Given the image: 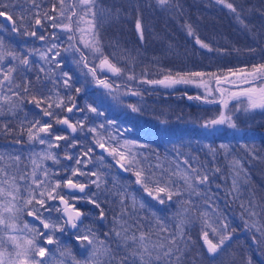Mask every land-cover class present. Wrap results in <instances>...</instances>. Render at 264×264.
Instances as JSON below:
<instances>
[{
  "label": "trees",
  "instance_id": "obj_1",
  "mask_svg": "<svg viewBox=\"0 0 264 264\" xmlns=\"http://www.w3.org/2000/svg\"><path fill=\"white\" fill-rule=\"evenodd\" d=\"M101 1L102 4L107 3L104 0ZM37 2L41 4L43 10L51 9L55 0H37ZM228 2L244 6L245 12L242 15L244 24L237 21L235 15L226 7ZM3 3L8 5L5 11L15 13L25 9L32 11L30 4L25 0H3ZM132 4L124 3L115 8L107 3L106 6L108 5L112 11L119 9V15L105 14L97 21L98 38L103 54L108 56L112 63L124 69V73L115 75L107 69L98 70L94 79L88 69L98 66L102 57L92 52L93 55L87 59L86 51L81 50L88 61V66L85 67L82 64L91 79L88 78L85 85L80 87L78 107L86 109L84 105L92 102L89 94L90 92L92 94L93 86L98 84L96 81L99 79L122 90L141 86L146 90L154 88L152 90L170 91V94H165L166 96L169 94L170 99L158 97L159 102L170 103V117L160 112L156 122L147 120L138 122L132 112H128L125 118L121 112L115 114L102 112L103 115L99 117L89 111L80 112L77 121L84 120L85 128L83 131L78 130L76 136L72 134L75 140L72 136L70 137L76 142L75 151L70 153L66 150L74 158L66 160L63 156L66 151L60 150L63 152L59 157L60 163L53 164L51 160H46L45 165L51 172L56 173L54 179H68L71 176V170L76 167L88 173V175H78L73 178L75 182L88 184L85 193H70L66 199L80 210L89 212L90 215H83L80 226L78 225L76 230L64 229L63 232L55 233V238L59 242L47 246L51 253L46 257L47 264H60L61 259L63 264H75V261L85 264V261L89 260L91 249L86 250L82 247L76 236L85 234L88 229L95 233L96 242H104L103 245L100 244L101 252L97 254V260L106 261L107 257L102 255L103 248L111 245L115 249L120 241L115 237L114 230H119L121 224L129 230V235L133 232L138 234L144 228H151V240L160 242L169 233L176 232L181 220L187 221L183 226L184 241L180 242V247L184 249L182 264H264V235H262L264 233V113L258 114L257 117L253 115L248 120H241L236 115L235 123L237 124L239 119V125L254 132L251 135L237 137L224 135L218 139L201 134L197 129L179 130L181 132L170 135L171 124L192 121L199 125L202 121L214 117L219 109L216 104L206 100L216 97V93L213 87H208L204 95L203 91L200 92V88L197 89L193 84H177L170 87V90H164L167 88L163 85L153 84L158 86L155 88L149 87L150 85L144 82L159 80L169 74L177 79L181 77L187 79L189 74L195 72L212 73L219 77L264 64V15H261V12H264V0H226L225 4L217 3L216 0H185L184 12L179 15L174 14L173 19L169 17L164 19L162 16L165 15H160L157 10L150 16H145L143 5L136 3L132 7ZM143 4L145 5V2ZM168 13L170 16V12ZM137 18L142 23V39L140 32L136 29ZM104 20L105 24L102 23ZM46 24L50 28L47 41L31 36L25 38L23 35L12 38L8 28L1 31L0 36L4 37L6 45L11 49L26 53L27 49L31 48L45 50L51 43L61 46L58 29H52L47 22ZM187 25H191L194 34H189ZM82 26L86 25H79V27ZM110 28L111 32L108 30ZM29 30H35L37 36L43 35L40 27L34 26V21L29 26ZM53 31L56 32L58 39L51 37ZM77 33L80 34V32ZM87 39H90V36H87ZM197 39L207 44L208 48H203L197 43ZM103 44H106L107 51L105 47L103 48ZM23 45L26 49H23ZM30 59L37 66L43 63L35 53L30 56ZM57 59L64 58L59 56ZM53 67L55 68L54 65ZM64 72L69 71L64 69ZM36 74V72L29 73V79L34 80ZM40 75L44 76L43 73ZM129 75H133L135 79L129 80ZM47 89L55 91L53 85H47ZM49 94L48 91L45 92V95ZM189 97H200V99H189ZM55 98L56 96L52 95V100ZM24 109L29 114L30 120L42 114L33 104L26 103ZM23 115L24 113L21 112L20 116ZM85 116H87L86 120ZM4 119L5 117H0V120ZM152 123L162 125L164 130L158 129L159 127L151 129ZM101 124L104 128L98 127ZM91 127H97V132L88 131ZM19 129L16 127L15 130ZM21 135L19 136L23 137ZM19 136L15 134L14 140L16 141ZM25 139H28V136ZM97 140L105 144L104 149L98 146ZM125 141H140L141 144L128 145V147L131 148L132 153L136 154V159L140 161L139 167L145 170L146 175L155 174L159 177L163 173L165 179L170 178L178 183L183 194L180 197L174 196L172 201H168L166 194L161 193L160 197L165 200V203L161 204L154 197L149 196L142 185L136 183L134 173L139 170L137 166L133 165L130 171L122 172L115 165L119 156L114 157L110 149L116 147L118 151H125ZM21 142L24 140H20L19 144L15 143V146L21 145ZM29 144L33 149L39 147L36 143ZM221 145L225 147L222 148ZM89 148L92 152L88 163L77 165L76 159H84L82 153ZM16 154L17 151L14 150L13 155ZM125 154L128 155V152ZM259 156L261 160L258 159ZM184 160H188L193 168H198L203 174L209 176L208 184L200 189L203 195L189 197L185 190L186 185L181 176L188 171V165L183 163ZM237 161L240 164L235 170L238 174L233 172L234 169L231 167ZM157 165L161 167H156ZM27 166V170L30 171L28 164ZM92 172H96L101 178L102 183L99 189L96 185L89 183L90 180L96 179L90 175ZM174 173L179 174L173 175ZM234 180L237 184L236 189L233 187ZM161 186L164 185L161 184ZM150 187L155 186L150 185ZM92 193H97L96 199L100 208L88 200L87 197H90ZM133 196L136 199L135 211L131 207ZM189 199L192 205L185 203ZM141 202L145 205L143 209L139 207ZM56 206L55 200L47 202L46 205L51 211L52 220L62 221ZM124 207L128 208V213L122 215ZM101 210L104 212L103 218L100 216ZM252 212L256 215H251ZM204 213H207V216H204ZM24 214L22 213L17 221L19 227L26 218ZM48 214L44 212L43 215L47 217ZM157 217L163 221L168 232H163L156 226ZM29 221L33 222L32 219ZM224 225H227L226 231ZM214 228L215 233L212 231ZM204 232L208 233L213 243H218L224 235L230 234V239L226 240L215 254H211L205 247ZM66 249L71 252V255L61 258L59 253ZM90 264H97V261H90Z\"/></svg>",
  "mask_w": 264,
  "mask_h": 264
},
{
  "label": "snow or ice",
  "instance_id": "obj_2",
  "mask_svg": "<svg viewBox=\"0 0 264 264\" xmlns=\"http://www.w3.org/2000/svg\"><path fill=\"white\" fill-rule=\"evenodd\" d=\"M26 3L30 4L32 11L27 9L22 10L20 13L11 11H5L8 8L7 4L0 0V17H4V21H0V31H4L10 27L12 33L20 34L24 36L36 37L41 41H47L48 35H39L35 30H29V26L34 21V26L43 28L45 22H47L52 29H61L70 33L68 36L69 47L65 48L64 51H74L80 53L81 59L77 63H83L85 67L88 66V61L84 56V53L79 47H75L72 41L75 39L74 33L80 32V42L84 48L91 49L94 53H98L102 59L96 67H89V72L96 78L97 71H103L107 69L109 72L115 75H122L124 69L118 67L112 63L108 56H105L100 47L97 31V21L102 19L105 14L112 15L111 9H101L99 0H55L52 4L51 9H41V4L37 0H25ZM156 4L161 9H168L170 7H179L178 4L173 5L172 0H155ZM217 3L225 4L226 0H216ZM226 7L233 13L241 24L245 21L242 19V15L245 12L243 5H236L233 2L226 3ZM120 10L116 9L115 14L118 16ZM51 13V14H50ZM264 15V12H261ZM14 16L16 17L14 19ZM76 24L77 27H73ZM84 24L87 27H79ZM247 26V25H245ZM189 34L192 35L193 29L191 25H187ZM136 29L140 32L141 39L143 38L142 23L139 18L136 20ZM90 36V39H84V36ZM53 39H58L56 32L51 33ZM197 43L201 44L203 48H208L207 44H204L199 39ZM60 47L57 43H51L45 50L40 49H27V53L24 51H16L11 49L10 46L6 45L3 36H0V117H5L4 120H0V134H13L15 129L12 127L10 121L6 118L11 117L16 120L19 124L21 133L25 130L27 132L28 141L30 143L38 142L41 145L47 147L40 153H29L27 159L31 163V171L27 170V164L23 169L20 168L22 163L21 155L8 154L7 159L11 163H2L5 160V155L0 153V264H5V257H9L8 264H47L45 259L50 256L48 245L58 244V239L55 238L57 231L63 232L65 225H70L71 228L76 229L78 227L77 221L80 220L83 213L76 209L68 200L64 198L60 192L63 189H77L80 193H85V189L88 185L84 183L74 182L75 177L85 176L88 173L81 171L80 167H76L71 170V176L66 180L54 179L56 173L51 172L47 166L43 164L46 160H51L53 164H59L60 158L54 148H59V141H68L69 136L57 135L54 138L51 136L53 124L49 122H43V117H48L54 120L56 124L65 125L72 133H76L78 130L83 131L85 128V121L80 120L76 123H72L68 115H64L63 118L55 111L60 109L66 113H73L74 110L77 112L84 113L90 111L96 113L97 117L103 115L99 112L97 107L87 105L86 109H80L76 104L72 96L67 98L61 97L59 92L52 93L51 90L47 89V82L51 81L55 86H58L61 82L63 87L71 91L72 85L70 83L71 76L67 72L57 73L56 69H59L62 60L57 59L60 56V52L57 50ZM37 54L40 60L43 62L40 65H36L30 59L32 54ZM47 65V67H45ZM55 66V68L53 67ZM38 69V70H37ZM231 72V70H229ZM36 72L34 80L29 79V73ZM40 73H43L42 77ZM231 74L239 79L244 84H250L255 82L257 79H264V64L254 65L252 71H246L240 69ZM179 75V74H177ZM191 76H203V73H191ZM129 80L135 79L133 75L128 76ZM227 79V78H225ZM98 84L111 89L112 85L104 80L97 79ZM148 84H158L164 87H172L177 84H190L194 83L191 79L186 78H175L172 75H165L160 80H145ZM235 83V81H231ZM219 83V78H217ZM48 91L50 94L45 95ZM75 91L79 93L80 88H76ZM223 94V90H221ZM138 94V93H134ZM52 95L57 97V100H52ZM244 96L248 100V108L245 111L254 108L264 109V87L256 89L254 87L243 88L239 92L232 93V97ZM30 97V99H28ZM189 99H200V97H189ZM33 104L42 113V116H34L31 120L29 114L25 111V104ZM221 103L227 107V100L222 99ZM70 105V106H68ZM133 111H138L133 107ZM24 115L21 117L20 113ZM87 116H85V120ZM111 123V122H108ZM220 124H229L235 127L232 120V116L221 113L217 119L207 121L204 127H210ZM99 128H104V125H98ZM130 130V129H129ZM88 131L96 133L97 127H91ZM46 134L41 136L40 134ZM15 143L19 144L20 140L17 139ZM75 141L73 140L69 147H75ZM96 143L101 149L105 148V144L100 140ZM125 151H118L116 147L110 149L111 154L119 156L116 161L119 166L125 171H130L132 166L135 165L139 170L135 171L136 183L143 186L144 191L154 197L159 203H165V200L160 197L161 193H165L168 201H172L173 197H180L183 193L178 183L172 179H165L163 173L159 177L155 174L146 175L145 170L140 168V161L136 159V154L131 152V148L128 145L135 146V141H125ZM222 148L225 146L221 145ZM92 149L89 148L87 151L82 153L84 159L77 158V165H86ZM128 152V155L125 154ZM65 156L68 160H72L74 157L69 155L67 152ZM103 159V157H101ZM185 165H188V171L185 172L181 179L186 185V191L189 197L195 195H203L200 189L202 186H206L209 181V176L203 174L200 169L193 168L188 160H184ZM239 164V161L236 162ZM156 167H161L157 165ZM66 171H68L66 169ZM219 171V169H216ZM174 173L173 175H178ZM96 177L94 180H90V184L96 185L99 189L101 187V178L96 172L90 174ZM163 184L164 186H161ZM154 185L155 187H150ZM234 189L237 188L236 181H233ZM97 193H92L88 200L100 208V204L96 199ZM83 198V197H79ZM77 199V197H74ZM59 200L63 207V223H57L52 220L51 211L46 207L47 202ZM185 203L192 205L191 199ZM121 204H124L122 198ZM132 210L136 209V199L132 197ZM139 207L143 209L144 203L141 202ZM56 211H61L56 209ZM187 211V210H185ZM44 212H48V216L44 217ZM22 213H27L28 216H32L39 224L42 225V229L48 230L47 232L42 231L40 227H32L27 222L24 223L23 227H19L17 221L20 219ZM128 213V208L124 207L123 214ZM155 215V214H153ZM207 216V213L203 214ZM251 215H256L252 212ZM101 218L104 217V212H100ZM156 226L163 232H168V228L164 226L163 221L157 217ZM187 223L186 220H181L180 224L177 225L176 232L169 233L165 239L160 242L151 240V228H144L138 234L133 232L129 235V230L121 224L119 230H114L115 237L120 241L116 244L115 249L111 245L103 248L102 255L107 257V260H97V254L101 252V249L96 246L95 233L90 229L86 230L85 234L76 236L77 241L80 242L81 246L86 250L91 249L90 257L85 264H90V261H97V264H182V257L184 249L180 247V242L184 241L183 226ZM247 226V225H246ZM225 231L227 225L223 226ZM214 233L216 229L212 230ZM18 233H31L32 238H28V235L20 236ZM108 235V234H106ZM264 235V233H262ZM230 239L229 235H224L220 238L218 243H213L208 236L207 232L203 233V240L207 244V251L211 254H215L218 249L224 245L226 240ZM23 240V243H21ZM43 241V246H41ZM86 242V243H85ZM104 244L103 241L100 242ZM15 249V256L11 257L8 253V246ZM186 246V242H185ZM122 253V254H121ZM60 257L63 258L66 255L70 256L71 252L65 250L59 253ZM75 260V258H73ZM60 264H63L61 259ZM75 264H79L75 261Z\"/></svg>",
  "mask_w": 264,
  "mask_h": 264
},
{
  "label": "rangeland",
  "instance_id": "obj_3",
  "mask_svg": "<svg viewBox=\"0 0 264 264\" xmlns=\"http://www.w3.org/2000/svg\"><path fill=\"white\" fill-rule=\"evenodd\" d=\"M104 1H106L108 4H112L113 6H115V8H117L120 4H124V3L125 4L134 3V4H132V7L135 6L136 3H140L144 7V15L145 16H150V14L152 12L157 10L158 13L160 12V15H165V16H162L164 19H166L168 17L170 19H173V15L174 14H176V15L178 14L179 15V14L183 13L184 12V2H185V0H172L173 5H176V4L179 5L178 8L173 6V7H170L168 9H161L156 4L155 0H144L143 2H145V5L143 4L142 0H136V1H134V0H104ZM106 4H102V1L99 0V5H100L101 9H111V8H108V5L106 6ZM115 12H116V9H114L112 11L113 14ZM168 12H170V16H169ZM172 12H173V14H172ZM109 16H111V15H109ZM0 20L4 21L1 18H0ZM106 22H107V19H106ZM106 22L104 20L102 23L105 24ZM86 27L87 26H84L83 28H86ZM8 29L10 31V35H11L12 38H16V37H19V36L23 35L22 33H20V34L12 33L10 27ZM108 30H110V32L112 31L111 28L108 29ZM75 33H76V34H74V36H75V39H74L75 47H79L81 50L86 51L87 59H89V56L93 55V53H92L93 51L91 49L84 48V46L80 42V38H79L81 33L80 34L77 33V32H75ZM66 34H67V32H66ZM87 36L88 35H85L84 39H87ZM68 47H69V40H67V46L65 48H68ZM104 47H105V51H107L106 44H103V48ZM23 49H26L25 45H23ZM23 49L20 48V50H23ZM65 52L67 53V55H66L67 58L64 59V61L61 64V66L67 64V65H70V66L72 65V66L75 67L74 68V72L76 74L75 80L78 81L77 87L80 88L81 85L82 86L85 85V83L87 82V79L90 78L91 76L87 72V70L84 68L82 63H79V64L77 63V61H79L81 59L80 53H76V52L74 53L73 52V54L71 55L69 51H65ZM116 60H118V58ZM252 70H253V67L249 68L246 71L250 72ZM195 73H203L204 75L203 76H191L190 75V76L187 77V79L193 80L194 83H190V84L195 85L194 87H196L197 89L199 87L200 88L199 91L200 92L203 91L202 93L204 95H206L205 92H207V90H208L207 88L208 87L209 88L213 87V83L215 82V80L217 78L223 79V80H227V81H232V80L233 81H237V80H239L236 77H234L231 73L222 75L224 77H222V76L217 77L214 74L207 73V72H195ZM225 78H227V79H225ZM251 85H253L251 87L255 86L256 88L260 89V88L264 87V79L256 80L255 84H251ZM217 86L220 87V90H223L222 99L228 100V91L229 90H227V88L223 87V85H221V84L220 85L218 84ZM93 87L94 88L92 90L93 91L92 94H91V92L89 94L90 95L89 97L92 99V102L91 103L90 102L86 103L84 105L85 108H86L87 105H92L93 107H97L99 112H103V113L115 114V113L121 112V110H122L121 107L123 106L124 102H127V101H125V99L128 98V96L124 93V90H122L121 88H119L117 86H112L111 89H108V88L104 87L101 84H94ZM94 89H96V90H94ZM130 103L132 105H135L138 102L136 100H134V99H131ZM218 104H222V103L219 102ZM137 105H139V103ZM220 108H221V110H220L219 114L216 116V119L220 116L221 113H224L225 115H230V116H232V120H233V122L235 124V127H232L229 124H220V125L210 126V127H207V128L204 127V125H205V123L207 121H211V120L215 119L213 117V118H210V119H208L206 121H202V122L200 121L201 123L199 125H197L196 122H192V121L186 122V123H182V121H181L177 125L171 124L170 135L172 133L176 134L177 132L186 131V130L193 131V130H196V129L199 130V133H201V134L204 133L205 135L207 134V135L212 136V137L214 136V134L216 132L218 133V131H222L223 133L226 132L227 134H233V135H236V136L251 135L254 132L252 133L250 130L246 129V127L244 128L242 125H239L238 120L239 119L248 120V118L249 117L251 118L253 115L255 117H257L258 114L264 113V109H262V108H254V109H250L248 111H245V109L248 108V100H247V97H244V96L236 97V98H234V100H233V102L231 103L230 106L225 107L222 104V107L220 106ZM236 115H237V117H239V119H237V124L234 121V119L236 118ZM157 123H152L151 129L154 130V127H155V129L159 127L158 129L161 128V130H164V127L162 125L157 124ZM179 130H181V131H179ZM164 133L166 134V132H164ZM217 133L215 135H217ZM40 135L41 136H45L46 134L41 133ZM51 136L54 138L56 135H51ZM36 143H38V142H36ZM135 144L139 145L141 143H140V141L139 142L135 141ZM46 147H47L46 145L39 144V147L35 148L33 151H34V153H40L43 150H45ZM53 151L56 152L59 157L63 153V152H59L56 148H54ZM252 154L253 153H251V155ZM258 159L261 160L260 156L258 157ZM43 164L45 165V161L43 162ZM239 166H240V164H237L236 162H234V165L233 164L231 165V167H233V169H234L233 172H236V174H238V171H235L236 167L238 169ZM29 168H30L29 170L31 171V163L30 162H29ZM61 193L65 197L69 196V194H70V193H65L63 190L61 191ZM56 207H57V209H59L58 204H57ZM26 214L27 213H25L24 215H26ZM84 215L89 216L90 213L89 212H84ZM31 219L33 220V222H31L29 220H25V221H23V224L20 227L22 228L24 223L27 222L30 226H32V227H40L42 231H45L44 229H42V225L39 224V221H36L34 217H32ZM56 222L62 224L63 220L62 221H56ZM79 226H80V224H79ZM18 235L24 236L25 233H18ZM28 238H32V234L31 233H28ZM21 243H23V240H21ZM41 246H43V245H41ZM96 246L98 248H101V245H100L99 242H96ZM14 256H15V249H13V255H11V257H14ZM45 259H47V258H45ZM8 261H9V257H5V264H8Z\"/></svg>",
  "mask_w": 264,
  "mask_h": 264
},
{
  "label": "flooded vegetation",
  "instance_id": "obj_4",
  "mask_svg": "<svg viewBox=\"0 0 264 264\" xmlns=\"http://www.w3.org/2000/svg\"><path fill=\"white\" fill-rule=\"evenodd\" d=\"M3 20H5V19H3ZM73 27H75V24L73 25ZM36 28H39V27L36 26ZM57 29L59 32L58 34H59L60 43H61V46L58 48V51L60 52V56H63V58L65 59V58H67L66 57L67 53L64 51V48L67 46V40H68V36L70 35V33L67 32V34H66V31L64 32L63 30H61L59 28H57ZM49 30H50V28L46 24V22H45L44 27L40 28V32L43 33V35H47ZM24 37L27 38V36H24ZM72 43H73V41H72ZM69 52L72 55L74 51H69ZM64 59L62 61H64ZM74 68H75L74 66L68 65L65 67L60 66L59 69H56L58 71L57 73L64 72V69L69 71L68 74L71 76L70 83L72 85L71 91H69V89L63 87V84L61 82L58 86H55V91H53L52 93L58 91L59 95L61 97H65V98H67L68 96H72L75 100V104L78 106V93L75 91V89L78 88L77 87L78 81L75 80L76 74L74 72ZM107 78H109V76H107ZM89 79H91V77ZM224 81H225L224 83L223 82H219V83L214 82L213 83V89H214V92L216 93V97H212V98L206 100V101L210 102L211 104H216V106L219 109L218 113H216L214 116L215 119L221 110L220 106L222 107V104H218V103L221 102L222 96H223V94L221 93L220 87L217 86L218 84L223 85V87H225V88H227V90H229L228 91V100H230L231 102L230 103L227 102V106H230L231 103L233 102L232 99L236 98V97L230 96L232 90L237 89V88H244V87L253 86L251 84H255L254 82L250 83V84H244L240 80L235 81V83H232L231 81H227V80H224ZM47 85H50V86L53 85L54 86L53 82H49V83H47ZM149 85H150L149 87L158 88V86H154L153 84L152 85L149 84ZM164 88H167L164 90H170V87H164ZM152 89H154V88H150V89L146 90V89L142 88L141 86H138V87L127 88L124 90V93L128 96V98L125 99V101H127V102H124L123 106L121 107L122 108L121 113L123 114L124 118L128 115L127 114L128 112H132L134 114V117L136 118V120H138V122H142L143 120H147V121H151V122L155 121V120H157V118L160 117V112H162L163 114L166 113V115H168L170 117V103L166 104V103L158 101L159 96H161V97L163 96L164 98L167 97L166 99H170V95H169L170 91H157V90H152ZM134 93H138V94H134ZM166 93H169V94H167V96H166L165 95ZM185 95L188 96L187 94H185ZM131 99L136 100L139 103V105H137L138 103L135 105H132L130 103ZM55 100H57V97L53 101H55ZM168 102H170V101H168ZM68 106H70V105H68ZM133 107L138 109V111H133ZM178 110L180 111V109H178ZM55 111L59 114V116L61 118H63L64 115H68V117L72 123H76L77 119L80 115V112H77L75 110L73 113H66L64 111H61L60 109H55ZM91 114H93V113H91ZM41 116H42V114H41ZM6 119L11 122L12 127L14 129H16V127H19V124L17 123V121L13 120L10 116L7 117ZM43 122H49V123L53 124L51 135H56V136L57 135H67V136H69L68 141H59L58 143L60 144V147L56 148V149L59 152L67 150L70 153H72L71 151L74 150V147H69V145L72 143L73 139L75 140L73 135L76 136L78 134V131L76 133H72L70 130L60 126L59 124H56L54 122V120H52L51 118H48V117H43ZM19 132H21L20 129L18 131L15 130L13 134H0V153H3L5 155V160L2 163L8 164V163H11V161H9L7 159L8 154L13 155L14 150H16L17 151L16 155H21L23 158L22 163L20 164V168L23 169L25 167V164L29 165V161H28L27 157H28L30 152L31 153L34 152L33 151L34 149L32 148V146H30V144H29L30 142L28 141V139H25V137L27 138V134H26L27 132L25 131L23 133H20V134H22L21 136H23V137L19 136L20 135ZM15 134L19 136L17 139L24 140V142H21L22 143L21 145L15 146V140H14ZM215 134L213 137H216L218 139L224 137V135H227L229 137H234V136L237 137L236 135L227 134L226 132L223 133L222 131H218L217 135H215ZM71 136L73 137L72 140L70 139ZM151 142H153V141L151 140ZM34 143H36V142H34ZM36 144L39 145V143H36ZM75 147H76V145H75ZM63 156L65 157L66 160H68L64 153H63ZM119 169L122 170V172L123 171L125 172L124 169H122V168H119ZM24 216H26V218L23 221L30 220L32 218V216H28L27 214ZM64 229H66L65 226H64ZM0 235H2V234H0ZM48 246H50V245H48ZM13 249L14 248H12L9 245L8 249H7L8 253L13 255Z\"/></svg>",
  "mask_w": 264,
  "mask_h": 264
},
{
  "label": "water",
  "instance_id": "obj_5",
  "mask_svg": "<svg viewBox=\"0 0 264 264\" xmlns=\"http://www.w3.org/2000/svg\"><path fill=\"white\" fill-rule=\"evenodd\" d=\"M2 19H5L4 17H1ZM138 31V30H137ZM160 79H163V77L162 78H160ZM159 79V80H160ZM219 82H225L224 80H222V79H219ZM215 83H217V79L215 80ZM249 87H251V86H249ZM244 88H248V87H244ZM254 88H256L255 86H254ZM243 88H237V89H234V90H232V92H231V94H230V96L232 97V93H234V92H239V91H241ZM256 89H258V88H256ZM60 126H62V127H64V128H66V129H68L67 128V126H65V125H60ZM68 130H70V129H68ZM71 131V130H70ZM115 165L118 167V168H121L120 166H119V164H117L116 162H115ZM75 182V181H74ZM84 184H86V185H88L87 183H84ZM63 191L65 192V193H80L79 192V190H77V189H72V190H69V189H63ZM64 196V195H63ZM64 198H65V196H64ZM66 199V198H65ZM67 200V199H66ZM55 202L58 204V207H59V209L61 210V211H59V215H60V217L62 218V219H64V216H63V205L59 202V200H55ZM70 204H72V203H70ZM73 205V204H72ZM74 206V205H73ZM75 207V206H74ZM76 209H78L81 213H83L79 208H77V207H75ZM83 216V215H82ZM82 216H81V218H80V220H78L77 221V225L82 221ZM65 227H66V230L67 231H73V230H75V229H73V228H71V226L70 225H65ZM205 247H206V250H207V244H205Z\"/></svg>",
  "mask_w": 264,
  "mask_h": 264
}]
</instances>
